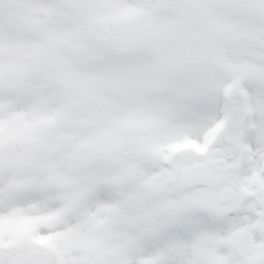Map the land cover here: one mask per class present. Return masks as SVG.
<instances>
[{
  "label": "snow or ice",
  "instance_id": "1",
  "mask_svg": "<svg viewBox=\"0 0 264 264\" xmlns=\"http://www.w3.org/2000/svg\"><path fill=\"white\" fill-rule=\"evenodd\" d=\"M0 264H264V0H0Z\"/></svg>",
  "mask_w": 264,
  "mask_h": 264
}]
</instances>
